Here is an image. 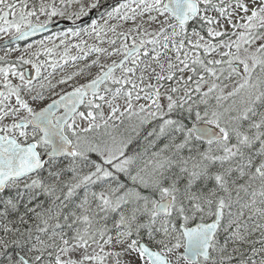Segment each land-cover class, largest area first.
<instances>
[{
	"label": "snow or ice",
	"instance_id": "snow-or-ice-1",
	"mask_svg": "<svg viewBox=\"0 0 264 264\" xmlns=\"http://www.w3.org/2000/svg\"><path fill=\"white\" fill-rule=\"evenodd\" d=\"M0 53V264H264V0H0Z\"/></svg>",
	"mask_w": 264,
	"mask_h": 264
},
{
	"label": "rangeland",
	"instance_id": "rangeland-1",
	"mask_svg": "<svg viewBox=\"0 0 264 264\" xmlns=\"http://www.w3.org/2000/svg\"><path fill=\"white\" fill-rule=\"evenodd\" d=\"M41 19H43V17H42ZM69 27H73V25H71V26H69ZM69 27H65V28H63V29L60 30V31L66 30V29L69 28ZM60 31H56V32H60ZM49 35H51V34H49ZM46 36H48V35H46ZM46 36H44V37H46ZM44 37H43V38H44ZM43 38H42V39H43ZM70 39H72V42H76L74 38H70ZM38 40H40V39H38ZM89 42L91 43V41H89ZM55 43H59V41H55ZM22 46H23V45H22ZM48 46L51 47L52 45L49 44ZM0 54H2V53H0ZM62 54H63V49L61 48V49L58 50V55H56V56L53 57V58H54V59H59L60 56H61ZM71 54H72V55H76L75 50H73ZM31 71H33V73H34V70H31ZM72 71H74V68L71 66V62H70V64L64 68L63 72H64V74H68V73H71ZM93 71L95 72V69H93ZM58 75H59V70H58ZM82 81H84V80H83V79H80V80H78V83H81ZM69 87H71V85H69V86L67 87V89H68ZM41 106H42V105H41Z\"/></svg>",
	"mask_w": 264,
	"mask_h": 264
},
{
	"label": "water",
	"instance_id": "water-1",
	"mask_svg": "<svg viewBox=\"0 0 264 264\" xmlns=\"http://www.w3.org/2000/svg\"><path fill=\"white\" fill-rule=\"evenodd\" d=\"M77 22L81 23L80 21H77ZM72 24H73V23H72L71 21L60 20V21H58V23H56V24L50 26V30H49V31H51V30H53V29L64 28V27L70 26V25H72ZM49 31H45V32H43V33H38L36 36H34V37H30L29 39H32V38H35V37L41 36V35H43V34L49 32ZM69 90H71V89H69ZM49 102H50V101H49Z\"/></svg>",
	"mask_w": 264,
	"mask_h": 264
},
{
	"label": "flooded vegetation",
	"instance_id": "flooded-vegetation-1",
	"mask_svg": "<svg viewBox=\"0 0 264 264\" xmlns=\"http://www.w3.org/2000/svg\"><path fill=\"white\" fill-rule=\"evenodd\" d=\"M77 24H80L79 22H76ZM73 25V24H72ZM63 28H59V29H53V30H51V31H49V32H47V33H45V34H43V35H41V36H38V37H35V38H32V39H29L27 42H32V41H35V40H38V39H42L44 36H46V35H49V34H52L53 32H56V31H60V30H62ZM26 42H21V46L22 45H24ZM83 82H85V81H82L81 83H83ZM69 89H71V87H69L68 89H66V90H69ZM49 101H46L45 103H48ZM43 106V105H42Z\"/></svg>",
	"mask_w": 264,
	"mask_h": 264
}]
</instances>
